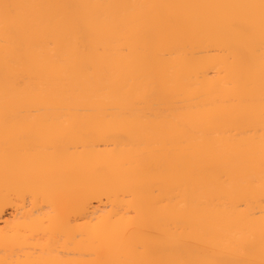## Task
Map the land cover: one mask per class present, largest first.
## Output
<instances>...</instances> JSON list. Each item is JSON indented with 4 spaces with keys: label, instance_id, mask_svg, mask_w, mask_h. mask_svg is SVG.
<instances>
[{
    "label": "bare ground",
    "instance_id": "1",
    "mask_svg": "<svg viewBox=\"0 0 264 264\" xmlns=\"http://www.w3.org/2000/svg\"><path fill=\"white\" fill-rule=\"evenodd\" d=\"M0 264H264V0H0Z\"/></svg>",
    "mask_w": 264,
    "mask_h": 264
}]
</instances>
